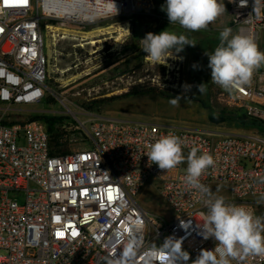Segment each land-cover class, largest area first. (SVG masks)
<instances>
[{"label": "built area", "instance_id": "1", "mask_svg": "<svg viewBox=\"0 0 264 264\" xmlns=\"http://www.w3.org/2000/svg\"><path fill=\"white\" fill-rule=\"evenodd\" d=\"M222 1L227 4L228 28L258 45L264 39V12L255 18L254 0L244 6L241 0ZM138 16L156 18L161 26L176 25L157 14L154 0H0V105H5L0 108V264H106L132 235L157 245L168 236L183 238L190 260L201 249H214V239L200 235L208 209L198 191L183 182L187 165L169 171L149 166L147 146L162 135L183 138L185 157L192 147L199 149L198 155L211 154L214 165L201 183L210 189L226 186L228 203L258 215V200L264 196V134L100 117L88 124L86 149L52 156L48 125L16 120L24 107L44 101L50 60L64 55L58 51L60 42L72 44L71 57L78 56V50L92 56L96 51L87 49L105 47L118 34L82 46V38L66 31L88 33L100 29V23L121 19L117 25L127 28L120 40L124 45ZM45 37L50 56L45 54ZM219 88L248 117L264 123L262 67L239 91ZM149 186L171 211L170 218L154 215L141 204ZM242 264H264V255L249 256Z\"/></svg>", "mask_w": 264, "mask_h": 264}, {"label": "rangeland", "instance_id": "2", "mask_svg": "<svg viewBox=\"0 0 264 264\" xmlns=\"http://www.w3.org/2000/svg\"><path fill=\"white\" fill-rule=\"evenodd\" d=\"M154 2L157 14L167 16L161 10L166 0ZM220 2L224 3L226 11L211 22L207 29L198 32H188L179 24L161 26L156 18L138 16L131 22L130 36L124 45L117 42L119 32L115 29L119 27L117 22H121V19L100 23L97 28H112L113 34H118L114 35L116 41L105 44V47L98 46L101 48L99 51L96 48L87 49L90 53L96 51L92 56L84 50H78V56L73 53L71 57L69 54L72 52V44L60 42L58 51L64 55L58 61L50 60L48 91L44 101L37 106L24 107L15 116L16 120L29 122L38 115L66 118L65 124L71 125L66 128V151L69 154L87 148L88 124L100 117L112 116L126 121L163 126L184 125L209 132L242 130L241 132L264 134L261 127L264 125L253 126L249 121L245 124L241 120L245 114L241 105L211 81L206 52H214L220 42L219 33L229 27L227 4L222 0ZM166 29L176 34H186L196 43L195 47L186 45L177 54L171 52L172 57L167 60L170 66L151 62L140 48V40L147 33L158 34ZM134 33L139 37L135 47L131 45ZM233 34H237L236 31ZM100 38L95 40L99 41ZM258 48L264 51V39L259 42ZM50 49L49 40L45 37L47 56L51 55ZM194 64L197 65L196 68H193ZM262 70L264 71V66ZM201 83L206 86L203 94L197 88ZM139 84L154 91L111 100L128 93L131 87ZM184 84L192 85L190 91H184ZM177 96L181 99L173 106L169 101ZM4 107L5 105H0V108ZM185 164L187 165L186 162ZM227 189L226 186L211 187L214 196H223L226 202H230L231 194ZM140 202L154 215L165 218L171 216V211L152 186L147 187ZM257 213L258 216L264 215V202L257 205ZM195 258L196 256L191 258L190 264Z\"/></svg>", "mask_w": 264, "mask_h": 264}, {"label": "clouds", "instance_id": "3", "mask_svg": "<svg viewBox=\"0 0 264 264\" xmlns=\"http://www.w3.org/2000/svg\"><path fill=\"white\" fill-rule=\"evenodd\" d=\"M245 4L246 0H241V6ZM161 10L166 12L170 24H179L188 32L207 29L226 11L220 0H166ZM262 12L264 0H254L252 14L261 19ZM219 41L213 53L206 52L211 81L225 91H239L250 85L254 72L264 66V51L252 38L233 34L231 28H224L219 33ZM186 45L195 47L196 43L186 34L167 29L158 34L149 32L140 40L141 50L151 62L160 65H166L172 57L170 53L177 54ZM196 67L194 64L193 68ZM182 87L187 92L192 85ZM197 88L200 94L206 91L204 83ZM179 99L181 97L177 96L169 102L176 106ZM186 146L185 140L177 135H162L147 146L146 155L149 166L156 164L165 171L186 162L183 182L189 189L198 191L208 209L200 225V235L204 239H214L216 247L201 249L191 264H233V261L242 264L249 256L264 255V215L258 216L250 208L228 203L223 196H214L211 189L200 181L205 171L214 165L213 156L207 152L198 155L199 149L192 147L185 157L183 148ZM258 202H264V196ZM182 244L183 238L174 236L166 237L157 245L146 244L142 236L132 235L123 243L118 255L106 258V264H187L190 254L183 250Z\"/></svg>", "mask_w": 264, "mask_h": 264}, {"label": "trees", "instance_id": "4", "mask_svg": "<svg viewBox=\"0 0 264 264\" xmlns=\"http://www.w3.org/2000/svg\"><path fill=\"white\" fill-rule=\"evenodd\" d=\"M138 35L133 34V40L131 43L132 46H136L138 42ZM154 91L151 88H148L146 85H136L130 88L129 92L121 95V96H115L111 100L125 98V97H131V96H138L140 94H145L148 92ZM192 100V99H191ZM44 121L48 125V130L51 135V155L52 156H64L68 155L69 153L66 151L67 142H68V135H67V126L70 127V124H65L66 118H53L51 116L46 115H38L35 117H32L31 121ZM241 120L246 124L247 121L252 122L251 124L253 126H261L264 125L263 122H260L259 120L252 119L244 114V116L241 118ZM261 123V124H259ZM262 127V130L264 131V127ZM88 145V144H87Z\"/></svg>", "mask_w": 264, "mask_h": 264}, {"label": "bare ground", "instance_id": "5", "mask_svg": "<svg viewBox=\"0 0 264 264\" xmlns=\"http://www.w3.org/2000/svg\"><path fill=\"white\" fill-rule=\"evenodd\" d=\"M115 29H117V32H119V36L117 38V42L119 43L121 38L123 37L124 30L127 28H126V26H119L118 28H115ZM65 34H72L73 36H78V37L82 38V40H81L82 46H86V45L95 46L98 43H100V40L96 41L95 39L100 38L101 36L113 34V32H112V28H107V29H99L98 31L90 32V33H77V32L71 33L69 31H66ZM85 41H89V42L83 44V42H85ZM99 50H101V48H99L98 51ZM167 66H170L169 63H167Z\"/></svg>", "mask_w": 264, "mask_h": 264}, {"label": "crops", "instance_id": "6", "mask_svg": "<svg viewBox=\"0 0 264 264\" xmlns=\"http://www.w3.org/2000/svg\"><path fill=\"white\" fill-rule=\"evenodd\" d=\"M111 118H115V117H112L110 116ZM117 119H120V118H117ZM123 120V119H121ZM126 121V120H125ZM129 122H135V121H129ZM242 130H239V131H229V132H225V131H218L219 133L222 132V133H226V134H247L248 132H241ZM213 132H216V131H213Z\"/></svg>", "mask_w": 264, "mask_h": 264}]
</instances>
